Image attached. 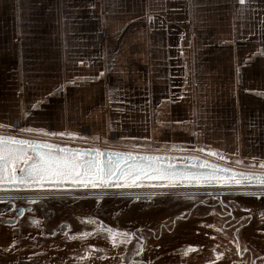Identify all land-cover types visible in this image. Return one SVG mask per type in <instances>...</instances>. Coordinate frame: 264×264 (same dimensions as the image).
<instances>
[{
	"label": "crops",
	"instance_id": "1",
	"mask_svg": "<svg viewBox=\"0 0 264 264\" xmlns=\"http://www.w3.org/2000/svg\"><path fill=\"white\" fill-rule=\"evenodd\" d=\"M0 129L262 171L264 0H0Z\"/></svg>",
	"mask_w": 264,
	"mask_h": 264
},
{
	"label": "rangeland",
	"instance_id": "2",
	"mask_svg": "<svg viewBox=\"0 0 264 264\" xmlns=\"http://www.w3.org/2000/svg\"><path fill=\"white\" fill-rule=\"evenodd\" d=\"M0 133H5L11 136L8 137L5 135H0V138L13 140L22 139L28 142L25 145L13 144L10 146L12 148L23 147V159H19L14 165H10L3 174L2 178H0V180L10 181H13L14 178L16 186L18 188L26 190L51 189L53 186H72L80 188L96 187L99 183L98 180L104 182L105 185L111 184L112 186L116 187L122 184H127L129 186L139 182H144L143 184L145 186H148L158 183H152L157 176H163L165 178L171 179L172 181L185 180V178L187 177L185 173H180L179 175H171L167 172L170 167L176 165L182 167L188 165L190 169L187 171H189V173L193 174L194 176H197V174L206 176L208 173H210V175L212 176L218 174L211 169L201 168L202 166L196 159H193L195 160L194 163H188L185 162V160H176L174 162L166 160L163 163L154 162L155 165L149 163L146 160H143L142 162H128L124 157H128V159L131 160L133 156L131 154H128L129 152L136 154H151V152L129 150L123 148L120 149L119 147L108 145V143L103 140L90 141L88 139L85 141H68L66 142L67 145H65L60 144L63 141L57 140L56 141L59 142V144L28 139L34 138L30 135H27L25 138H23L20 137L21 135L19 133L10 131L8 129H0ZM16 137L20 138L18 139ZM30 145H50L51 150L56 156L68 157L70 159L79 161L83 166L80 179H48L46 177L42 183H29L28 172H21L20 169H28L29 166L35 162L37 152L49 151V149L47 148H34L30 147ZM5 152L7 153V147L5 148ZM91 152H98V156L94 159V157L91 155ZM119 152H123L124 154H115ZM104 153L105 155L103 157L102 154ZM154 153L160 154L161 152ZM190 154H188L187 157L185 156V158H196L194 157V155H196L202 159L210 160L211 162H214L216 164H223L217 159L204 157L203 155H199L198 153ZM177 157L184 158L183 156ZM25 160H27L28 162L25 163ZM93 162L95 164V167L89 168V165H91ZM231 166H233V169L239 170L236 172L244 176L249 175V173L244 172H264V170H251L250 166L247 165ZM250 175L255 176V173H250ZM102 176L107 178L101 179ZM130 176L131 178H129ZM235 178L239 181L241 180L240 182L242 183H260V180L256 178H244L242 176H238ZM21 179H23L25 182L21 183ZM128 186L125 187L128 188ZM0 187L4 188L6 186L0 185ZM203 188L208 189L200 190V193L194 195L195 197H193V195H189V197L178 195L180 197L173 198L171 200L167 197L174 196L173 193H179V191L163 192L167 195L157 196L153 199V201L140 200L138 202L134 201L127 204L121 202L120 205H122L124 208L119 204L115 205L114 202L107 201L106 203L104 202L97 211H99L100 213V211H102L104 207L112 209L111 206H113V208L122 216L124 215V212L128 211V214L131 215V220H128L131 222L132 227H142L140 230H146L147 228L149 229V236L152 235V237H158L161 235L159 242L160 252L158 253L161 258L159 259V261H155L156 254L159 249L150 245L149 249H147L146 255L144 253V256H140L138 260L139 263L183 264L184 262L185 264H189V260H191L193 264H199L200 262H202L201 264H241L240 262L235 261L232 256L230 257L229 254H231L232 252H237L235 251V249L238 246V239L240 240L239 243L242 244L239 232L241 231L243 224L260 223V226L264 225V196L260 198H250V196L239 194L236 196H230L227 199L221 198L222 195L219 192L220 190H209V187ZM172 189L189 190L195 188H182L178 185L176 188ZM240 189L250 190L257 188L247 187ZM110 199H112L111 201L118 200L117 198ZM146 204L151 205H148V207L146 208ZM83 205L88 207L83 208V211L92 210V208H89L91 207L90 202H85ZM144 207L148 211H146V213H141V211L144 210ZM104 215L109 220H111L109 214ZM115 219L119 218L116 217ZM140 230H138V232ZM250 230L251 229L246 230L245 234L249 235V237L252 239L253 235ZM142 236V232H139L137 234V237L140 238L141 241L144 240ZM94 240L98 243L106 241L103 236L97 239L95 238ZM256 241V243H262L264 240L256 239ZM244 243L246 244L245 241ZM224 245H228V248L226 250ZM124 247L125 245H121L118 246V249H125ZM138 252L139 248H131V252L128 253L129 255L121 254L118 257L120 258V261L114 260L115 262H112L111 264H130L127 258H132ZM211 254L213 255V258L216 259H221L224 256L227 258L223 262H221L220 260H218L217 262L213 259H208ZM182 256H184L185 259L182 258ZM257 264H264V261H258Z\"/></svg>",
	"mask_w": 264,
	"mask_h": 264
},
{
	"label": "flooded vegetation",
	"instance_id": "3",
	"mask_svg": "<svg viewBox=\"0 0 264 264\" xmlns=\"http://www.w3.org/2000/svg\"><path fill=\"white\" fill-rule=\"evenodd\" d=\"M202 189L208 188L174 190L152 184L141 190L83 191L79 187L72 186L38 191L0 190V264H111L115 262L114 260L120 261L118 257L121 254L129 255L131 248H139V252L132 258H127L128 262L142 264L138 260L140 256H144V253L146 255L150 245L160 248L161 235L158 237L150 235V237L149 229L146 227V230H140L142 227H132L128 220L131 216L128 211L122 216L111 206L112 209L104 207L105 209L103 208L99 213L97 211L99 207L107 201L114 202L115 205H120L121 202L127 204L140 200L153 201L157 196L167 195L163 192L172 191L179 193L167 197L171 200L180 197L178 195L195 197L194 195L200 193ZM209 190H220L221 198L227 199L239 194L250 198L264 196V189L260 188L245 190L232 187L209 188ZM110 198L118 200L111 201ZM85 202L91 203L89 208L92 210L83 211V208H88L83 205ZM146 205L147 208L151 204ZM146 208L144 207L141 213H146L148 211ZM104 214H109L111 220ZM116 217L119 219H115ZM260 225V223L243 224L244 228L242 227L239 232L242 244L238 239V246L235 249L237 252L229 254L230 257L241 264H257L258 261H264V241L256 243V239L264 240V225ZM248 229H251L252 239L245 234ZM138 230L143 234V241L137 237ZM101 236L106 241L98 243L94 240ZM121 245H125V249H118ZM224 247L226 250L228 245ZM159 252L160 249L156 254V262L161 258ZM182 258L185 259L184 256ZM226 258L224 256L216 259L211 254L208 259L223 262ZM189 261V264H193L191 260Z\"/></svg>",
	"mask_w": 264,
	"mask_h": 264
},
{
	"label": "water",
	"instance_id": "4",
	"mask_svg": "<svg viewBox=\"0 0 264 264\" xmlns=\"http://www.w3.org/2000/svg\"><path fill=\"white\" fill-rule=\"evenodd\" d=\"M6 140H8L7 138H4ZM19 139V138H18ZM22 140V139H20ZM25 141V140H22ZM127 152V151H125ZM115 154H124L123 152H119V153H115ZM131 154L133 157L131 160L128 159V157H124L128 162H142L143 160L148 161L149 163L154 164V162H161L163 163L166 160H170L171 162H174L176 160L180 161V160H185V162L188 163H194L196 159L200 165L202 166L201 168L203 169H211L215 172H217L218 174H216L215 176L210 175V173H208L206 176L204 175H198L194 176L193 174H190L189 170L190 167L187 166H172L169 168V170L167 171L169 174L171 175H179L180 173H185L187 175V177L185 178V180L182 181H172L169 178H165L163 176H157L152 183H156L162 187V188H176L178 185L182 188H203V187H209V188H232V187H240V188H264V185H262L261 183L259 184H252V183H245V182H240L239 180H237L235 177L238 176H242V177H246V178H256L258 180H260L261 178H264V174H255V176L253 175H248V176H244V175H240V173L230 170L228 168H224L220 165H217L215 163H212L210 161L204 160V159H200V158H177L174 156H167V155H153V154H141V153H128ZM91 155L94 157V159L98 156V152H91ZM103 157L105 155L102 154ZM180 179V178H179ZM98 180V179H97ZM98 186L96 187H79L81 190L84 191H90V190H95V191H109V190H114V189H131V190H141V189H146L148 187H150L151 185L145 186L143 183L144 182H139V183H134L132 185H127V184H122L120 186H112L111 184L105 185L104 182H102L101 180H98ZM163 181V182H162ZM0 185L6 186L4 188H0V190L3 191H7V192H11V191H20V190H26V189H21L18 188L16 186L15 182H11L10 180H0ZM128 186V188L126 187ZM54 187L56 189H63L62 186H53L51 189H54ZM264 199V197H263Z\"/></svg>",
	"mask_w": 264,
	"mask_h": 264
},
{
	"label": "snow or ice",
	"instance_id": "5",
	"mask_svg": "<svg viewBox=\"0 0 264 264\" xmlns=\"http://www.w3.org/2000/svg\"><path fill=\"white\" fill-rule=\"evenodd\" d=\"M243 2V0H241ZM27 141L4 139L0 138V178H2L5 171L10 165H14L19 159H23L24 148H12L11 145H25ZM7 147V153L5 148ZM34 148H47L49 151L37 152L35 162L29 166L28 169H20L21 172L27 171L29 183H42L47 177L48 179H80L83 166L79 161L70 159L68 157H58L51 150L50 145H36ZM32 159V158H29ZM28 161L25 160V163ZM95 167L94 162L89 165V168ZM15 171V169H14ZM107 177H101L106 179ZM131 178V176L129 177ZM138 178V177H137ZM14 182V178L13 181ZM21 183L25 181L21 179ZM260 183L264 185V178L260 179Z\"/></svg>",
	"mask_w": 264,
	"mask_h": 264
},
{
	"label": "trees",
	"instance_id": "6",
	"mask_svg": "<svg viewBox=\"0 0 264 264\" xmlns=\"http://www.w3.org/2000/svg\"><path fill=\"white\" fill-rule=\"evenodd\" d=\"M41 190H43V189H41ZM44 190H50V189H44ZM81 190V189H80ZM36 191H38V190H36ZM87 191V190H86Z\"/></svg>",
	"mask_w": 264,
	"mask_h": 264
},
{
	"label": "built area",
	"instance_id": "7",
	"mask_svg": "<svg viewBox=\"0 0 264 264\" xmlns=\"http://www.w3.org/2000/svg\"><path fill=\"white\" fill-rule=\"evenodd\" d=\"M55 142H57V141H55ZM62 143H66V142H62ZM67 144V143H66ZM90 147V146H89ZM91 147H93V146H91Z\"/></svg>",
	"mask_w": 264,
	"mask_h": 264
}]
</instances>
